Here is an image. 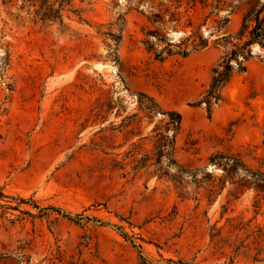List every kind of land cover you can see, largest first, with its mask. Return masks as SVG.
Wrapping results in <instances>:
<instances>
[{"label": "rangeland", "instance_id": "rangeland-1", "mask_svg": "<svg viewBox=\"0 0 264 264\" xmlns=\"http://www.w3.org/2000/svg\"><path fill=\"white\" fill-rule=\"evenodd\" d=\"M232 2L0 0V264H228L211 235L264 226L252 189L209 198L208 162L264 174L263 50L195 106L248 9Z\"/></svg>", "mask_w": 264, "mask_h": 264}, {"label": "trees", "instance_id": "trees-1", "mask_svg": "<svg viewBox=\"0 0 264 264\" xmlns=\"http://www.w3.org/2000/svg\"><path fill=\"white\" fill-rule=\"evenodd\" d=\"M237 3H243L248 7L246 12L242 16L241 27L235 36L230 37L231 48L224 54L217 65L211 70V79L207 90L204 92L201 99L195 104V106L204 105L207 112L210 111L212 105L218 103L221 99L222 90L229 83L234 71L244 72L246 70L245 62L251 57V47L257 45L264 52V2L260 4L259 0H233ZM232 2V3H233ZM231 3V4H232ZM221 5L217 1L214 10L216 13L220 11ZM234 7L231 6L230 11H233ZM187 26L183 27L186 29ZM109 38L114 45H117L120 41V34L115 35L112 32H108L104 35ZM191 50H198L204 46V43L192 44ZM188 49V45H187ZM110 56L113 57V62L119 66V59L114 54V49L110 52ZM139 98L148 99L143 94H139ZM168 118V126L166 133L171 126H175L174 135L178 130L181 122L180 114L168 111L163 113ZM264 145V131H263ZM169 140L168 136L162 135V138L168 144L173 143V138ZM166 148H172L170 145H166ZM168 156V153H166ZM169 159V163L173 165V161ZM209 164L215 166L217 169L222 170L224 174L223 178L218 180V183L213 185L209 190V198L211 196L219 195L225 184H229L232 188L229 191L230 195H235L238 198L248 189H252L255 192L256 208H259L261 201H264V174L249 172L244 163L237 157L231 155L214 154L209 160ZM243 170L250 174L248 178L242 179L236 178V173ZM215 197L210 200L214 201ZM230 234L227 236L228 241L224 242L221 239V230H218L216 234L211 235L213 240V247L215 250H222L228 248L231 256L229 257V263L232 264L238 257H245L252 263H264V226L259 227L252 224L250 221L243 223L241 220L234 222V219H230ZM222 253V252H221Z\"/></svg>", "mask_w": 264, "mask_h": 264}]
</instances>
